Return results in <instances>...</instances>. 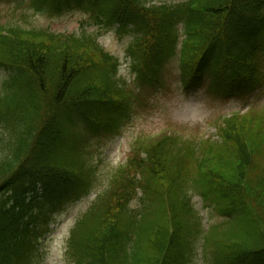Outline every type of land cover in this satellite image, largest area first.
<instances>
[{
	"label": "trees",
	"instance_id": "obj_1",
	"mask_svg": "<svg viewBox=\"0 0 264 264\" xmlns=\"http://www.w3.org/2000/svg\"><path fill=\"white\" fill-rule=\"evenodd\" d=\"M69 1L85 2L99 29L131 35L140 88L162 87L172 59L184 90L207 83L225 97L264 84V0L29 4ZM99 35L0 24V264H33L36 198L59 205L94 191L82 127L112 130L128 117L135 90ZM217 132V142L139 140L72 227L67 264H190L198 245L212 264H264V110L225 117ZM191 192L223 223L204 231Z\"/></svg>",
	"mask_w": 264,
	"mask_h": 264
},
{
	"label": "rangeland",
	"instance_id": "obj_2",
	"mask_svg": "<svg viewBox=\"0 0 264 264\" xmlns=\"http://www.w3.org/2000/svg\"><path fill=\"white\" fill-rule=\"evenodd\" d=\"M175 1L147 0L150 4H170ZM60 7L59 11L50 12L44 6L30 8L28 0H0V24L7 26L17 23L27 28L75 35L100 31L101 46L118 59V76L129 90H135V97L129 103L128 117L118 123L115 129L94 133L83 130L81 133L83 142L79 141L77 148L87 152L88 163L95 167L94 191L77 201L66 200L59 205L46 202V198H36L33 209L37 216L34 225L37 250L32 258L33 264H67L66 244L72 227L86 211L95 194L108 185L113 173L125 163L139 140H155L165 133H177L193 141L217 142V126L223 117L239 111L243 114L250 106L258 112L264 110V88L258 93L226 99L208 95L206 85L184 90L176 59L166 64L161 78L162 87L136 88L126 57L130 36L119 34L113 29H99L86 6L70 1ZM8 76L7 72L0 70V89ZM190 195L204 231L211 225L223 223L222 218L206 207L200 197L193 192ZM137 204V200H133L132 206ZM223 229H227V226ZM190 264H212V260L198 245Z\"/></svg>",
	"mask_w": 264,
	"mask_h": 264
}]
</instances>
